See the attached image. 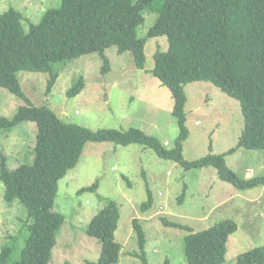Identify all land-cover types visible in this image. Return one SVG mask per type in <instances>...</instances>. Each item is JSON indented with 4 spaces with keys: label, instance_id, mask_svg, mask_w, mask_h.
I'll list each match as a JSON object with an SVG mask.
<instances>
[{
    "label": "rangeland",
    "instance_id": "rangeland-1",
    "mask_svg": "<svg viewBox=\"0 0 264 264\" xmlns=\"http://www.w3.org/2000/svg\"><path fill=\"white\" fill-rule=\"evenodd\" d=\"M60 4L61 0H0V12H21L28 32L32 24H39L48 10ZM144 18L139 38L147 37L158 12L145 9ZM167 50L166 37L148 39L144 69L135 66L131 53L119 54L117 47L106 51L111 67L106 73L102 72L105 62L99 54L59 63L54 66L59 78L51 93H47L48 73L19 72L18 78L33 105L49 107L67 123L92 131L139 129L172 149L180 134L173 115L174 100L170 90L151 73L155 54ZM81 76L84 90L69 97L68 91ZM185 93L189 133L183 143L185 160L195 161L235 148L244 127L239 102L209 82L188 84ZM26 104L0 87V117L12 119ZM37 133L33 122L21 123L11 131L0 130V156H6L10 169L33 162ZM225 161L240 179L264 178V149L238 147ZM96 182V190L80 192ZM148 187L154 204L144 212L141 207L148 201ZM110 201L117 202L121 211L115 235L122 244L119 264H143L133 256L139 252L134 219L140 220L145 232L148 264H187L184 238L188 232L167 226L163 219L186 225L193 232L227 219L234 221L238 229L229 238L224 264H237L240 255L264 246V186L235 188L221 180L214 167L185 170L140 144L89 142L77 166L59 182L55 210L65 216V224L49 264L98 261L101 244L86 231L92 218ZM26 221L27 211L18 201L9 204L4 200L0 180V252L7 244L13 247L12 262L20 259Z\"/></svg>",
    "mask_w": 264,
    "mask_h": 264
},
{
    "label": "trees",
    "instance_id": "trees-1",
    "mask_svg": "<svg viewBox=\"0 0 264 264\" xmlns=\"http://www.w3.org/2000/svg\"><path fill=\"white\" fill-rule=\"evenodd\" d=\"M145 9L158 12V18L147 37L139 38ZM23 20L17 10L0 12V87L27 103L14 118L0 117V130L11 131L21 123L33 122L38 133L31 164L10 169L6 156H0L4 200L9 204L18 201L27 211L20 259L10 261L13 247L7 244L0 252V264L52 261L65 224V216L55 210L59 182L77 166L89 142L140 144L185 170L214 167L218 177L235 188L264 186V178L240 179L225 161L238 147L264 149V0H61L59 7L48 10L28 32ZM158 37H166L168 50L155 54L151 73L170 90L174 100L173 115L180 134L172 149L139 129L92 131L67 123L49 107L33 105L22 90L19 72L48 73L47 93H51L59 78L54 66L85 55L99 54L105 62L102 72L106 73L111 69L106 51L111 47H117L119 54L131 53L135 66L144 69L147 40ZM195 82L212 83L237 100L244 127L235 148L187 161L183 156V143L189 136L185 86ZM84 88L81 76L68 96L76 97ZM98 186L96 182L80 192L96 190ZM148 191V201L141 207L144 212L154 204L149 187ZM120 218L115 201L92 218L86 232L99 240L101 252L97 262L88 264H119L122 244L115 235ZM163 221L188 232L184 238L187 264H224L229 238L238 229L230 219L198 232L181 223ZM133 225L139 248L133 256L148 264L143 226L138 219L133 220ZM237 264H264V246L243 253Z\"/></svg>",
    "mask_w": 264,
    "mask_h": 264
},
{
    "label": "clouds",
    "instance_id": "clouds-1",
    "mask_svg": "<svg viewBox=\"0 0 264 264\" xmlns=\"http://www.w3.org/2000/svg\"><path fill=\"white\" fill-rule=\"evenodd\" d=\"M166 145H168V143H166Z\"/></svg>",
    "mask_w": 264,
    "mask_h": 264
}]
</instances>
